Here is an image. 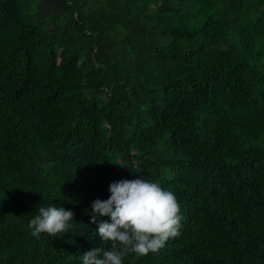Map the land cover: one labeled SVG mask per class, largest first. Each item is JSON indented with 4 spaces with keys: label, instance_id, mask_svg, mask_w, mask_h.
Masks as SVG:
<instances>
[{
    "label": "trees",
    "instance_id": "16d2710c",
    "mask_svg": "<svg viewBox=\"0 0 264 264\" xmlns=\"http://www.w3.org/2000/svg\"><path fill=\"white\" fill-rule=\"evenodd\" d=\"M138 177L182 228L123 264H264V0H0V264L109 250L90 205Z\"/></svg>",
    "mask_w": 264,
    "mask_h": 264
},
{
    "label": "clouds",
    "instance_id": "9594fccd",
    "mask_svg": "<svg viewBox=\"0 0 264 264\" xmlns=\"http://www.w3.org/2000/svg\"><path fill=\"white\" fill-rule=\"evenodd\" d=\"M108 199L94 200L91 222L101 241L111 242L109 250L94 247L82 254V264H123L129 254L146 256L156 253L170 238L180 234L183 216L172 191L151 178L121 179L108 186ZM109 217L99 220L98 217ZM74 213L59 206L39 207L28 222L31 235L46 233L63 238L69 233Z\"/></svg>",
    "mask_w": 264,
    "mask_h": 264
}]
</instances>
